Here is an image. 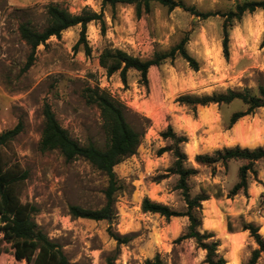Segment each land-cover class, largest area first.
Segmentation results:
<instances>
[{
  "label": "rangeland",
  "instance_id": "rangeland-1",
  "mask_svg": "<svg viewBox=\"0 0 264 264\" xmlns=\"http://www.w3.org/2000/svg\"><path fill=\"white\" fill-rule=\"evenodd\" d=\"M176 1L200 12H228L238 3L259 0ZM50 4H59L73 14L88 10L102 14L105 32L99 22L88 24L87 54L81 40L82 26L71 27L39 45L32 66L27 68L31 48L19 27L30 23L42 30ZM223 21L219 16L204 20L157 2L150 4L149 11L143 6L139 15L135 5L120 4L113 9L101 0H0V133L19 121L24 124L22 133L0 149V158L6 167L27 173L16 185V192L23 203L37 208L34 220L72 263L144 264L160 255L164 264H207L206 252L194 239L177 241L186 232L187 217L167 219L142 211L145 197L176 211L186 207L177 188L178 176L169 171L176 146L171 137L164 136L170 126L186 138L181 149L198 170L189 180L191 194L204 192L209 197L203 202L201 232L215 235L219 253L228 264H235V258L237 264L246 263L258 247L242 224L259 226L264 237V160L256 162V173L249 174L247 192L229 198L245 162L233 160L228 168L218 164L213 169L198 164L195 158L212 156L225 147H264V107L230 127L232 115L248 108L241 100L196 108L177 101L185 94L245 89L256 93L258 86L264 85V9L235 22L230 30L229 58L223 52ZM187 33V50L200 65L197 71L177 57L151 67L147 85L138 71L130 70L125 85L119 73L109 76L100 65V55L107 48L148 60L156 52L169 51ZM96 86L124 102L127 121L144 131L136 154L114 168L125 188L116 194V217L111 221L75 218L70 213L73 205L101 209L106 203L107 176L83 158L67 161L59 150L41 148L46 103L73 139L82 145L106 147L100 111L84 97L87 87ZM5 226L0 222V228ZM111 232L130 236L131 241L119 245ZM3 238L1 229L0 264H28L15 258L12 243ZM258 264H264V252Z\"/></svg>",
  "mask_w": 264,
  "mask_h": 264
},
{
  "label": "trees",
  "instance_id": "trees-1",
  "mask_svg": "<svg viewBox=\"0 0 264 264\" xmlns=\"http://www.w3.org/2000/svg\"><path fill=\"white\" fill-rule=\"evenodd\" d=\"M104 6L115 8L117 5H135L137 13L140 15L142 7L147 11L152 2H157L162 6L173 10L182 8L183 10L200 17L210 19L222 17L223 21V52L229 58L230 30L235 22H239L245 14H252L259 9H264V0L238 3L233 10L228 12H200L194 7L187 6L176 0H101ZM91 22H99L102 31L105 32L106 22L103 15L91 10L81 14H73L67 8L59 4H50L47 7V24L42 30H37L30 23H23L19 27L22 39L30 46L31 54L26 67L29 68L34 62L35 52L39 45L45 44L52 36L60 37L62 32L81 25V40L84 41V48L87 54L90 53L88 42L85 40L87 26ZM189 34L187 33L177 45L169 51L156 52L151 59L142 60L132 56L120 49H105L100 55V65L107 71L109 76L119 73L123 84H128V72L136 70L141 75V81L148 84V72L153 66H159L168 60H175L177 57L184 59L193 70H199V62L189 54L187 43ZM86 103L96 106L103 121V129L106 135V147L99 148L94 143L87 145L80 144L73 139L68 130L62 127L58 121L51 105L46 103L43 107L44 125L42 130L41 148L42 150H59L67 161H74L79 158L87 160L93 167L104 173L108 178V186L105 190L106 203L101 209H85L80 206H70V213L75 218L91 219L96 221L113 220L116 217L115 203L116 194L125 188V183L119 179L114 171L115 166L126 158L136 154L138 147L144 136L143 130L134 128L126 118L128 110L126 104L116 99L108 91L99 88L87 87L84 90ZM235 100H241L248 108L244 112H236L230 118L232 127L243 116L252 114L256 109L264 107V85L260 84L256 93L250 89L243 92L228 90L226 93L194 96L185 94L178 97L181 104L197 107L206 106L211 103L230 104ZM24 130V124L19 121L15 127L0 133V149L7 146ZM171 137L176 143L173 157L174 161L169 169L172 174L178 176L177 188L181 190L186 207L183 211H176L169 206L153 201L145 197L142 202V211L145 213L159 214L171 219L172 217H187L189 224L186 232L177 241L194 239L198 247L206 252L205 262L207 264H228L226 259L219 253V240L211 232H201L203 223V202L209 197L204 192L193 196L190 192L189 180L197 175L198 170L188 161L186 153L181 149V145L186 142V138L178 136L173 132L172 127L164 134ZM165 151V150H162ZM244 161L238 170V182L233 186L229 198L239 194L241 191L247 192L249 174L256 173L255 164L264 160V147L254 149L233 148L218 149L211 155H197L195 161L204 166L214 167L222 164L228 168L230 161ZM27 173H17L14 166L6 167L0 158V221L6 226L3 230L4 238L12 243L14 256L17 260H26L28 264H78L72 263L65 255L62 247L51 240L43 232L36 221L34 214L37 208L30 203H23L16 192V185L24 180ZM228 230L232 231L230 222L227 224ZM242 228L249 231L250 236L257 244V248L251 253L250 258L244 264H258L264 252V237L260 234L259 226L253 223L244 222ZM119 245L127 244L131 237L118 233H110ZM144 264H164L160 255L153 259H148Z\"/></svg>",
  "mask_w": 264,
  "mask_h": 264
},
{
  "label": "bare ground",
  "instance_id": "bare-ground-1",
  "mask_svg": "<svg viewBox=\"0 0 264 264\" xmlns=\"http://www.w3.org/2000/svg\"><path fill=\"white\" fill-rule=\"evenodd\" d=\"M208 205H209V203H208ZM211 206H212V205H211ZM211 208H212V207H211ZM211 208H209V210H210ZM212 209H214V208H212ZM209 213H210V212H209ZM211 213L213 214V212H211ZM214 213H215V212H214ZM210 216H211V214L209 215V217H210ZM234 260H235L234 263L237 264V261H236L237 259L235 258Z\"/></svg>",
  "mask_w": 264,
  "mask_h": 264
},
{
  "label": "water",
  "instance_id": "water-1",
  "mask_svg": "<svg viewBox=\"0 0 264 264\" xmlns=\"http://www.w3.org/2000/svg\"><path fill=\"white\" fill-rule=\"evenodd\" d=\"M1 222V221H0Z\"/></svg>",
  "mask_w": 264,
  "mask_h": 264
}]
</instances>
